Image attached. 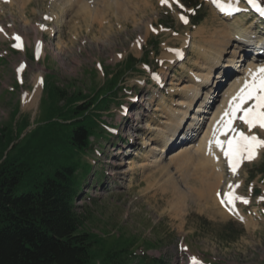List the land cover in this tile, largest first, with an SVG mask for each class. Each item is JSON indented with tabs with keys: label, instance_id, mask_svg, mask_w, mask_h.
Returning a JSON list of instances; mask_svg holds the SVG:
<instances>
[{
	"label": "rangeland",
	"instance_id": "374dc122",
	"mask_svg": "<svg viewBox=\"0 0 264 264\" xmlns=\"http://www.w3.org/2000/svg\"><path fill=\"white\" fill-rule=\"evenodd\" d=\"M225 1L238 4V15L225 20L233 41H243L252 33L255 39L245 44H264V30L259 31L264 24L250 25L244 0ZM169 4L162 5L160 0H0L4 30L0 32V127L9 123L15 131L23 117L30 122L26 131L38 123L44 82L72 95L91 94L109 77L106 71L111 75L128 56L140 58L149 51L146 60L137 61L136 70L121 75L116 99L97 110L103 136H94L92 149L80 155L90 164L75 199L77 210L85 215L83 227L107 240L117 235L131 239L138 252L161 256L170 264H193L192 257L203 264H264V200L260 199L264 174L256 170L264 164V150L255 161L243 162L235 175L220 151L222 170L218 176L216 170L206 175L187 162H169L167 156L183 141L181 136L164 147L166 168L152 167L150 159L159 153L152 149L159 146L156 139L162 131L158 127L165 128L164 122L170 121L171 110L180 106L182 86L198 70L201 39L213 40L215 30L224 27L209 0H204L205 15L195 25L189 23L180 0L179 4L169 0ZM15 34L22 37L23 50L12 47ZM153 40L158 43L157 52ZM207 40L203 44L210 43ZM42 42L44 52L37 58L36 44ZM21 64L25 67L18 72ZM36 75H42L43 83L34 89ZM209 94L214 96V89ZM207 107L204 113L212 105ZM234 124L264 139V130H250L239 119ZM189 132L186 137L193 133ZM201 179L215 182L217 203L213 194L207 195ZM237 183L235 192L249 203L236 201L231 212L220 200L228 185ZM178 189L182 197L176 202L173 195Z\"/></svg>",
	"mask_w": 264,
	"mask_h": 264
},
{
	"label": "trees",
	"instance_id": "16d2710c",
	"mask_svg": "<svg viewBox=\"0 0 264 264\" xmlns=\"http://www.w3.org/2000/svg\"><path fill=\"white\" fill-rule=\"evenodd\" d=\"M180 1L191 25L203 19V0ZM148 52L128 56L111 75L106 71L109 77L91 94L44 82L38 123L26 131L30 122L23 117L15 131L9 123L0 127V264H170L138 252L131 239L107 240L87 230L75 204L90 170L80 155L92 149L94 136H103L97 110L116 99L121 75L136 70ZM256 170L264 174V164Z\"/></svg>",
	"mask_w": 264,
	"mask_h": 264
},
{
	"label": "bare ground",
	"instance_id": "6f19581e",
	"mask_svg": "<svg viewBox=\"0 0 264 264\" xmlns=\"http://www.w3.org/2000/svg\"><path fill=\"white\" fill-rule=\"evenodd\" d=\"M216 1L217 3H224L218 0H214V2ZM230 3L237 4L235 2H226V5L230 6ZM83 14H84V18L87 17L86 11ZM222 20L224 21V24H222L224 27L215 30L214 33L215 36L213 40L208 41L205 38L201 39L202 46L199 50H197V54L200 55L201 60L199 61L198 64H195L198 65L197 67L195 66L198 70H193L187 84L182 86L183 88V93L181 94L182 100L180 101V103H178L180 106L177 109L171 110L170 112L171 117H169L170 121L164 122L166 123L164 124L165 128L162 126L158 127L159 129L158 131H162L161 134L159 135L160 138L156 139L159 142L158 144L159 146L157 145L152 146V149L153 150L158 149L159 153L150 159L152 162V167L154 166V168L164 169L165 167L164 165L165 163H163L164 161L163 158H166V155L164 156L162 155L163 151H165L164 147L169 146L175 140L179 141L181 136H183L181 139L185 138L186 133L189 131L195 133L200 130L196 140L194 141L189 140L187 142L180 144L178 148L176 147L177 149L176 148L174 149L175 151L171 152L167 156L169 162L176 160H178L177 162L179 161L184 163L187 162L189 164L188 165L186 163L188 167L193 166L198 172L199 170H202L205 172V174L208 171L212 173L214 172V170H216L217 173L215 172L214 173L217 174V176L219 175L218 172L222 170L220 164V158H221L219 154L220 150L213 145L211 149V154L209 152L208 141L212 137L213 127L216 124V122L220 119L223 112L228 108L229 100L231 99V97L235 95L236 92L239 90V88L242 86L243 81L247 77L248 69H255L259 67L261 64H264V59H260L255 62L253 58H251L250 56L244 58V60L241 59V57L245 53L242 52V49L244 47L254 48L252 53L260 52L264 50L259 44H257L259 46L256 45L253 46L252 44L250 45L245 44L247 41H252V39L253 40L255 39L252 33L246 34L245 35L246 37H244L245 39L243 41H238V42L233 41L232 36L234 35L231 31L232 30L231 26L225 22V19ZM249 21L251 22L250 25L253 24L254 22H258L255 21L254 19H249ZM203 40H207V42L210 43L205 45L203 44ZM39 52L41 53L44 52L43 42L40 46ZM180 53L182 52L179 50L175 55L177 56V54ZM171 57H173V55ZM176 58H178V56ZM232 61H234L235 63L237 62L235 65L238 66L240 75L238 76L233 75V77L227 78L225 82L226 84L223 85V90H221V92L219 93L220 99L218 103H216L214 107H210V109L213 108L212 110H210L211 111L210 114H201L200 112H203V110H205V108L208 105L212 104L210 103V100H213L215 96L210 95L209 93H211L212 90L215 88V86L220 82L219 78L224 74L223 72H225V70L228 71L229 68L232 69L231 67ZM41 78L42 75L35 76L34 89L38 88ZM163 84H165L164 81ZM252 103L254 102L252 101ZM192 104L194 107L193 106L191 107ZM248 106L249 105H245V107ZM241 114L242 113H239V115ZM201 124H203L202 127ZM172 138L174 140H172ZM220 138L226 139L224 136H221ZM127 162L131 163L132 160H127ZM188 167L185 168L189 169ZM205 174L203 173V176ZM206 177L207 176H205V178ZM201 180L203 184L202 186H205L207 188L206 189L203 187L204 189L207 190V195H210L211 197L213 194L212 199L214 200L215 203H217V199H216L217 197L215 194L216 192L215 188L217 186H215V182L214 181L207 182L204 181L203 179ZM203 193H205V190L202 191V195ZM175 194L173 195L174 200L176 202L179 199L181 200L182 197L181 191L179 193L176 192Z\"/></svg>",
	"mask_w": 264,
	"mask_h": 264
},
{
	"label": "snow or ice",
	"instance_id": "6c2138e0",
	"mask_svg": "<svg viewBox=\"0 0 264 264\" xmlns=\"http://www.w3.org/2000/svg\"><path fill=\"white\" fill-rule=\"evenodd\" d=\"M7 2V0H6ZM179 4V0H175ZM250 3H254V0H249ZM160 3L168 4L169 0H160ZM181 8L184 6L179 4ZM257 11L264 13V10L257 8ZM45 20L51 19L49 16L44 17ZM180 19L187 23L185 15L181 14ZM41 29H46L44 24H40ZM156 29H153L155 31ZM3 28H0V32H3ZM13 39L15 43L13 48L23 50V40L18 34H15ZM40 44H37V58H39ZM25 67L21 64L17 71H22ZM41 83L43 80L41 78ZM253 101L251 105L245 107L249 102ZM242 113L241 115H237ZM239 119L251 130L259 128L264 130V64H261L255 69H248L247 77L243 81L242 86L236 92L235 95L229 100L228 108L223 112L220 119L213 127L212 137L208 141L209 152L211 154L212 146L218 148L225 157L229 170L235 175L241 164L245 161L253 162L258 159L260 150H264V139H261L256 134H246L244 131L238 129L234 121ZM221 136L227 137L221 139ZM239 187L237 184H229L228 191L223 194L224 198H221L220 203L231 212L235 210L236 201H240L243 204H248L249 200L245 196H240L235 192V189ZM217 196H221V193L217 192ZM264 200V197L260 198ZM243 221V217H240ZM186 250V249H185ZM193 264H203L202 261L197 260L195 257L191 258Z\"/></svg>",
	"mask_w": 264,
	"mask_h": 264
}]
</instances>
